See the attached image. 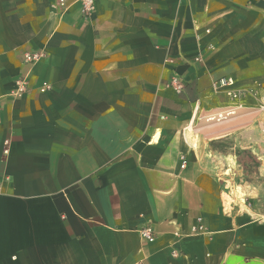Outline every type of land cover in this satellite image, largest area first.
Instances as JSON below:
<instances>
[{"label":"crops","instance_id":"1","mask_svg":"<svg viewBox=\"0 0 264 264\" xmlns=\"http://www.w3.org/2000/svg\"><path fill=\"white\" fill-rule=\"evenodd\" d=\"M55 1L0 0V264H264L260 190L228 177L262 141L208 126L234 106L213 81L264 93V0Z\"/></svg>","mask_w":264,"mask_h":264},{"label":"built area","instance_id":"2","mask_svg":"<svg viewBox=\"0 0 264 264\" xmlns=\"http://www.w3.org/2000/svg\"><path fill=\"white\" fill-rule=\"evenodd\" d=\"M97 0H56L52 4V9L58 14L66 13L70 7L74 4L79 5L82 14L85 18H89L96 10ZM207 34H211L210 30L206 31ZM207 49L211 52L216 51V47L213 44H209ZM45 58V53H33L26 55V61L30 64H37ZM193 61L205 64V58L202 54L193 58ZM172 63V61H169ZM176 94L181 95L185 90V83L179 75H174L167 85ZM51 89L49 83H44L40 90L45 93ZM212 91L217 95H225L233 104V107L220 112L218 115L211 116L209 121L211 122H222L235 116L238 109H242L248 99L254 100L258 103L257 111L264 113V93L261 86H255L250 89L239 88L236 85V80L232 77H222L212 83ZM8 144V141L6 142ZM182 167H186V161L183 159ZM1 190V187H0ZM195 233H201L205 231V223L202 218L196 220V224L193 226ZM142 238L145 241L155 240V234L153 229L145 228L141 231ZM175 257L179 256V253L174 254Z\"/></svg>","mask_w":264,"mask_h":264},{"label":"rangeland","instance_id":"3","mask_svg":"<svg viewBox=\"0 0 264 264\" xmlns=\"http://www.w3.org/2000/svg\"><path fill=\"white\" fill-rule=\"evenodd\" d=\"M251 113V115L248 114L245 116L246 118L244 119H246L247 123L244 122L243 124L245 125L242 124L243 126L241 127L240 131L247 132V139H253V134H255L256 138L261 139V152H256L261 157L259 158L249 149H243L239 146L236 147L234 151L237 156L235 168L233 169V173H229L228 177L231 178V183L236 186V195L240 199H245V197L247 196L245 190L246 187H252L253 185L258 187L260 193L257 195L256 200L253 201H256L258 209L263 212L264 215V171L262 170V167L264 165V156L262 153L264 152V113H261L257 110ZM233 117L234 116H232L231 118ZM244 119L243 121H245ZM215 124L216 122H212L209 123L208 126ZM196 129H198V125L196 126ZM189 131L192 133L194 129H189ZM249 131L251 134L248 133ZM233 144L234 142H232L231 140H223V142L215 143L214 148L223 150L225 152L227 151L226 149L231 148V145ZM238 165H240V167ZM251 203L253 204L252 201Z\"/></svg>","mask_w":264,"mask_h":264},{"label":"bare ground","instance_id":"4","mask_svg":"<svg viewBox=\"0 0 264 264\" xmlns=\"http://www.w3.org/2000/svg\"><path fill=\"white\" fill-rule=\"evenodd\" d=\"M238 113V112H237ZM252 114V113H251ZM250 114V115H251ZM251 117V116H250ZM235 119H237V117H233V118H230L229 120H225V121H222V122H219V123H216V124H222V123H225L224 125L225 126H220V127H225V128H229L230 130H234L235 128H237V127H239V126H241L244 122L243 121H238V120H235ZM215 124V125H216ZM211 127H209V128H211V129H219V127H213L212 128V126H214V125H210ZM189 128V127H188ZM190 129L192 130V127H190Z\"/></svg>","mask_w":264,"mask_h":264}]
</instances>
